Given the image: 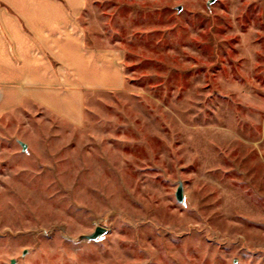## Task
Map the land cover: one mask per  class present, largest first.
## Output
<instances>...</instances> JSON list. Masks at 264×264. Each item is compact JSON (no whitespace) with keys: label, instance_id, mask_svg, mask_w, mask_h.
Here are the masks:
<instances>
[{"label":"rangeland","instance_id":"374dc122","mask_svg":"<svg viewBox=\"0 0 264 264\" xmlns=\"http://www.w3.org/2000/svg\"><path fill=\"white\" fill-rule=\"evenodd\" d=\"M80 23L116 85L0 89V264H264V0Z\"/></svg>","mask_w":264,"mask_h":264},{"label":"crops","instance_id":"0c3cea01","mask_svg":"<svg viewBox=\"0 0 264 264\" xmlns=\"http://www.w3.org/2000/svg\"><path fill=\"white\" fill-rule=\"evenodd\" d=\"M87 0H0L1 88L52 87L73 74L79 87H110L119 80L117 56L88 50L80 19ZM98 53V55H97ZM62 83V84H61ZM58 85V84H57Z\"/></svg>","mask_w":264,"mask_h":264},{"label":"water","instance_id":"95a60500","mask_svg":"<svg viewBox=\"0 0 264 264\" xmlns=\"http://www.w3.org/2000/svg\"><path fill=\"white\" fill-rule=\"evenodd\" d=\"M216 1V0H214ZM23 149H26V146L23 145ZM176 199L178 202H183V188H179L177 193H176ZM108 230L104 227H97L95 229V231L90 234V235H82L79 238V241H88V242H93V241H97L99 239H101L102 237H104L105 235H107ZM14 264V263H13Z\"/></svg>","mask_w":264,"mask_h":264}]
</instances>
